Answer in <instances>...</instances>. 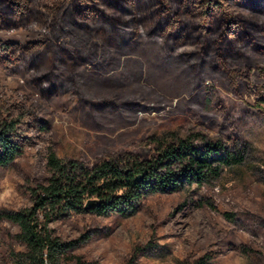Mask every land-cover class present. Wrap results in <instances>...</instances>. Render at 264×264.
I'll use <instances>...</instances> for the list:
<instances>
[{
    "label": "rangeland",
    "instance_id": "374dc122",
    "mask_svg": "<svg viewBox=\"0 0 264 264\" xmlns=\"http://www.w3.org/2000/svg\"><path fill=\"white\" fill-rule=\"evenodd\" d=\"M66 35L98 46L79 71L88 99L106 95L109 104L90 110L73 91L46 97L30 81L33 71L0 62V114L17 115L16 105L24 106L31 114L20 129L32 139L24 153L0 164V208L33 203V187L50 175L51 148L65 160L92 162L130 153L150 158L160 144L180 138L221 140L236 144L244 159L225 165L214 181L150 193L135 212L73 210L51 226L76 241L73 253L88 264H129L132 254L131 264H195L200 257L207 264H264V110L257 92L264 74L254 69L251 84L237 93L228 75L208 67L196 86L198 65L168 56L158 37L109 28L91 36L72 25ZM0 37L26 43L50 33L0 28ZM19 229L11 219L0 221V264H14L11 247L25 248Z\"/></svg>",
    "mask_w": 264,
    "mask_h": 264
},
{
    "label": "trees",
    "instance_id": "16d2710c",
    "mask_svg": "<svg viewBox=\"0 0 264 264\" xmlns=\"http://www.w3.org/2000/svg\"><path fill=\"white\" fill-rule=\"evenodd\" d=\"M67 25L91 36L109 28L132 38L158 37L168 56L198 65L196 86L208 67L228 75L237 93L241 84H251L254 69L264 74V0H0L1 29L27 27L50 33L48 38L26 43L0 37V62L33 71L30 81L44 96L73 91L90 110L110 100L106 95L88 99L79 71L98 46L90 39L85 45L71 42ZM257 92L259 108L264 110V85ZM14 110L17 115L0 114L1 165L11 163L32 143L20 129L30 111L20 104ZM243 159L236 144L205 137L160 144L150 158L130 153L121 159L84 162L65 160L51 148L50 175L33 187V203L20 209L0 208V221L16 222L20 228L16 235L25 246L11 247L10 259L14 264H72L74 260L88 264L73 253L75 240L56 234L51 226L54 218L73 210L135 212L150 193L177 190L186 183L202 186L221 176L225 165ZM135 257L131 255L129 264ZM195 264H207L206 257Z\"/></svg>",
    "mask_w": 264,
    "mask_h": 264
}]
</instances>
